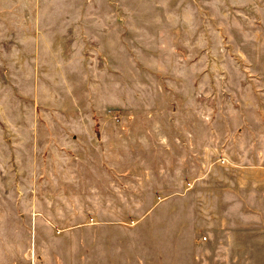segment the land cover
Here are the masks:
<instances>
[{"label":"rangeland","instance_id":"rangeland-1","mask_svg":"<svg viewBox=\"0 0 264 264\" xmlns=\"http://www.w3.org/2000/svg\"><path fill=\"white\" fill-rule=\"evenodd\" d=\"M64 219L264 264V0H0V264Z\"/></svg>","mask_w":264,"mask_h":264},{"label":"crops","instance_id":"crops-1","mask_svg":"<svg viewBox=\"0 0 264 264\" xmlns=\"http://www.w3.org/2000/svg\"><path fill=\"white\" fill-rule=\"evenodd\" d=\"M63 212L69 216L68 209ZM50 215V211L40 214L43 218ZM48 222L38 220L30 230L33 234L31 243L38 254L32 264H143L140 243L132 251L129 237L118 235L112 226L66 225L64 219L54 227ZM201 241L207 240L202 238ZM172 251V264H179L177 246Z\"/></svg>","mask_w":264,"mask_h":264},{"label":"built area","instance_id":"built-area-1","mask_svg":"<svg viewBox=\"0 0 264 264\" xmlns=\"http://www.w3.org/2000/svg\"><path fill=\"white\" fill-rule=\"evenodd\" d=\"M203 240H207V238H203Z\"/></svg>","mask_w":264,"mask_h":264}]
</instances>
